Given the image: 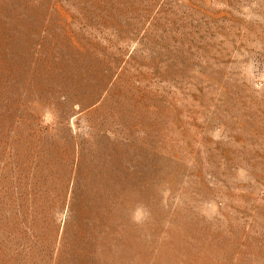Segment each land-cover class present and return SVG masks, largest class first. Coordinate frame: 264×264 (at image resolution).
Wrapping results in <instances>:
<instances>
[{"label": "rangeland", "instance_id": "obj_1", "mask_svg": "<svg viewBox=\"0 0 264 264\" xmlns=\"http://www.w3.org/2000/svg\"><path fill=\"white\" fill-rule=\"evenodd\" d=\"M0 264H264V0H0Z\"/></svg>", "mask_w": 264, "mask_h": 264}]
</instances>
